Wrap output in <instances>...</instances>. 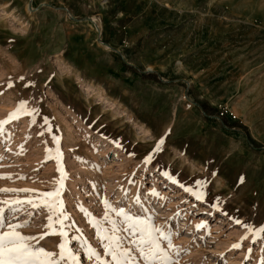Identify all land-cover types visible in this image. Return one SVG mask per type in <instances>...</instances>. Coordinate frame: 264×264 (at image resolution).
I'll return each mask as SVG.
<instances>
[{
    "label": "rangeland",
    "instance_id": "rangeland-1",
    "mask_svg": "<svg viewBox=\"0 0 264 264\" xmlns=\"http://www.w3.org/2000/svg\"><path fill=\"white\" fill-rule=\"evenodd\" d=\"M22 100L39 113L4 126L0 175L12 179L0 188L54 190L59 147L69 239L98 246L92 220L108 199L170 232L178 264L264 262V239L242 226H264V0H0V121ZM197 101L215 108L210 121ZM29 211L21 234L58 254L47 209Z\"/></svg>",
    "mask_w": 264,
    "mask_h": 264
},
{
    "label": "snow or ice",
    "instance_id": "snow-or-ice-1",
    "mask_svg": "<svg viewBox=\"0 0 264 264\" xmlns=\"http://www.w3.org/2000/svg\"><path fill=\"white\" fill-rule=\"evenodd\" d=\"M23 79V77H21ZM27 86V85H26ZM13 87L11 83L8 88ZM39 109H30L27 107V101H20L15 111L10 113L7 119L0 121V134L5 131L4 126L11 121L19 120L22 116L31 117L32 123H35V114ZM43 123L49 124L47 117H44ZM48 131H51L49 126ZM53 141L59 145L60 138L53 136ZM164 144L161 138L154 151H160ZM117 147H120L117 144ZM55 159L57 169L60 173V179L55 181L56 188L52 191L36 193L31 189H10L0 188V193L18 195L25 193V199H6L0 201V264H81V252H83L88 264H178L169 254L168 249L175 251L179 255L180 249L173 244L172 234L166 231L162 226L154 223L152 218L140 215L135 209H125L123 202L120 206H113L108 199L101 202L104 205L103 218L93 219L92 224L96 230L98 246L94 247L79 236L68 238L67 226L65 221L69 219L64 210V203L61 199L62 192L65 189L67 174L62 166V153L59 147L55 150V156L49 154L48 159ZM3 157H0L2 160ZM153 156L150 154L145 157L144 162L150 164ZM2 166V165H0ZM163 175L172 181L178 183L168 172ZM215 175V173H213ZM25 179V177H17ZM0 179H12L11 175H0ZM243 178H241V183ZM197 188H203L205 181L197 180ZM185 192L191 193L197 200H203L204 194L201 191H194L191 188L180 185ZM151 195L159 194L153 190ZM136 205H140V198L134 200ZM44 207L49 212L47 235H58L62 238L59 243V252L53 253L47 251L44 247L38 246L36 237L22 235L19 229L29 227L30 220L19 222L20 212L32 216L29 209L39 210ZM214 207H217L214 205ZM83 211V209H81ZM11 217V219H10ZM240 224L241 221L237 220ZM58 226V227H57ZM204 224L198 225V228L204 227ZM247 227L250 232L255 231L258 239H264V226L259 229H253L251 225H242ZM41 235L39 239H43ZM247 239V237H245ZM72 241H78V245L69 246ZM256 242V241H254ZM166 243L167 248L162 246ZM241 247L240 244L233 246ZM252 250L249 249V252ZM264 264V262H262Z\"/></svg>",
    "mask_w": 264,
    "mask_h": 264
},
{
    "label": "trees",
    "instance_id": "trees-1",
    "mask_svg": "<svg viewBox=\"0 0 264 264\" xmlns=\"http://www.w3.org/2000/svg\"><path fill=\"white\" fill-rule=\"evenodd\" d=\"M123 64H124L125 68L134 69L133 66H131L128 63L124 62ZM141 75L143 77L152 78L154 80L161 81L159 74L154 72V71L141 72ZM196 105H197L199 111L203 114L205 120L210 121V119H209L210 113L211 112L214 113L215 108L211 107L210 105H208L207 103L202 102V101H200V102L197 101ZM221 120L223 121L224 125L229 124L228 127H240L243 130H247V127L240 120L227 119L226 115H222Z\"/></svg>",
    "mask_w": 264,
    "mask_h": 264
},
{
    "label": "bare ground",
    "instance_id": "bare-ground-1",
    "mask_svg": "<svg viewBox=\"0 0 264 264\" xmlns=\"http://www.w3.org/2000/svg\"><path fill=\"white\" fill-rule=\"evenodd\" d=\"M71 183V182H70ZM72 184V183H71Z\"/></svg>",
    "mask_w": 264,
    "mask_h": 264
}]
</instances>
